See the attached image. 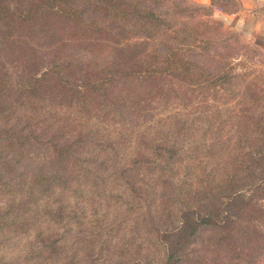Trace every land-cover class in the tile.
<instances>
[{
	"label": "trees",
	"instance_id": "1",
	"mask_svg": "<svg viewBox=\"0 0 264 264\" xmlns=\"http://www.w3.org/2000/svg\"><path fill=\"white\" fill-rule=\"evenodd\" d=\"M9 2L0 234L26 243L20 264H94L79 242L99 264H183L201 226L221 248L208 264L264 249V69L248 58L204 68L184 52L209 43L178 38L182 28L138 0ZM89 199L93 214L74 205Z\"/></svg>",
	"mask_w": 264,
	"mask_h": 264
},
{
	"label": "rangeland",
	"instance_id": "2",
	"mask_svg": "<svg viewBox=\"0 0 264 264\" xmlns=\"http://www.w3.org/2000/svg\"><path fill=\"white\" fill-rule=\"evenodd\" d=\"M19 1L10 0L9 3L14 5ZM138 2L141 5L153 8L164 16L172 28H182L179 31L178 38L184 36V40H194L202 44L209 43L206 49L193 47L184 52L187 58L204 68L217 71L224 66L226 60L236 62L248 58V65L258 70L264 69V48L256 46L238 30L229 28L226 20L223 18V13H229V11L235 9L238 10L239 5L236 0L219 1L220 5H223L224 10L211 3L199 4L194 0H138ZM85 9L87 10L85 12H89L90 16H98L91 9ZM192 27L194 28L193 31L191 30ZM175 38L176 36H173L172 32H168L167 34L159 33L155 36L154 40L157 50L162 51L164 49L161 45L163 41L173 42ZM69 53L72 59H85L90 54L82 49H72ZM74 205L79 211L93 214L100 206V203L93 199L87 201L75 200ZM125 214L126 212L123 213L121 218L125 217ZM6 228L7 231L4 234H0V264H20L23 257L21 249L24 244L26 246V243H14V237L11 232H8L10 231L9 228L7 226ZM216 233L217 231L211 227L201 226L197 234L186 246V258L183 264H208L211 261L216 262V259L221 255V248L217 242ZM259 233L264 234V230ZM107 240L111 241L112 237ZM79 243L78 250L82 252L81 255L83 256L84 252H88L94 264H99L101 254H96L94 250L89 251L86 243ZM34 244L32 245L33 247L37 243ZM115 247L116 244L111 243L101 247L100 251H104L106 256H111V249ZM85 260L83 259L82 262L85 263ZM231 264H264V249L259 248L258 252H251L246 260L240 259Z\"/></svg>",
	"mask_w": 264,
	"mask_h": 264
},
{
	"label": "crops",
	"instance_id": "3",
	"mask_svg": "<svg viewBox=\"0 0 264 264\" xmlns=\"http://www.w3.org/2000/svg\"><path fill=\"white\" fill-rule=\"evenodd\" d=\"M210 4L211 0H194ZM239 8L223 13L229 28L236 29L256 46L264 48V0H236Z\"/></svg>",
	"mask_w": 264,
	"mask_h": 264
}]
</instances>
